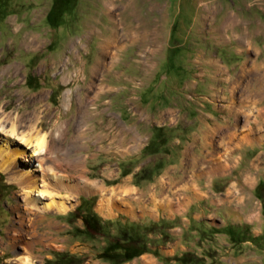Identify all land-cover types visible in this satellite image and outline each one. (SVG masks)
I'll return each instance as SVG.
<instances>
[{"label": "rangeland", "instance_id": "1", "mask_svg": "<svg viewBox=\"0 0 264 264\" xmlns=\"http://www.w3.org/2000/svg\"><path fill=\"white\" fill-rule=\"evenodd\" d=\"M250 34L254 43L264 45V0H0V116H8L7 125L14 120L24 135L46 133L48 145L41 153L32 155L28 145L29 167L39 183L59 193L56 200L71 206L64 212L46 211L32 226L25 216L23 223L14 209L24 205L18 186L0 172V264H18L24 254L21 239H12L16 228L25 239L41 235L27 253L29 264H105L106 248L116 237L109 239L108 223L91 215L95 198H83L75 188L62 190L57 181L72 183L79 175L108 181L107 172L119 169L131 171L130 178L141 157L130 148V132L122 125L169 121L160 111L170 105L187 110V116L183 110L173 112L178 123L196 118L200 112L189 103L194 79L202 74L195 65L202 49L234 47L239 37L250 43ZM209 54L203 51L204 58ZM99 56L101 68L93 72ZM242 57L230 73L246 71ZM181 64L184 82L174 80L173 69ZM99 83L103 90L94 97ZM217 85L206 80L197 91H211V98ZM83 96L85 110L79 103ZM238 153L244 157L236 163L235 175L220 180L221 189L214 183L217 192L233 184L235 198L225 202L228 210L210 217L221 225L245 224L251 233L240 244H229L222 235L213 241L209 256L214 264H264V147ZM64 155L79 158L76 168L67 166ZM186 256L191 264L197 261L196 255Z\"/></svg>", "mask_w": 264, "mask_h": 264}, {"label": "crops", "instance_id": "2", "mask_svg": "<svg viewBox=\"0 0 264 264\" xmlns=\"http://www.w3.org/2000/svg\"><path fill=\"white\" fill-rule=\"evenodd\" d=\"M253 38L250 34L249 43L239 37L234 47L201 48L195 65L202 68V74L194 79L192 101L184 97L200 112L193 120L184 118L178 123L173 112L183 106L170 105L160 111L169 121H146L132 128L122 125V130L130 132V148L141 157L130 178L131 171L123 169L108 171V181L84 178L90 189L83 191V198H95L91 215L108 223L109 239L116 237L106 248L105 264H191L186 255H196L194 264H214L209 256L213 241L222 235L229 244L249 240L251 229L246 232L245 224L221 225L211 217L228 210L225 202L233 200V184L217 192L214 183L221 189L220 180L235 175V165L244 157L238 151L264 147V45L254 43ZM231 48L233 53L228 52ZM204 50L212 55L204 58ZM249 53L254 56L247 58ZM241 56V69L246 71L230 73ZM173 71L174 80L184 82V65ZM156 78L154 75L150 82ZM206 80L218 84L211 98V91H197ZM181 115L187 116V110ZM85 223L89 226L88 219Z\"/></svg>", "mask_w": 264, "mask_h": 264}, {"label": "bare ground", "instance_id": "3", "mask_svg": "<svg viewBox=\"0 0 264 264\" xmlns=\"http://www.w3.org/2000/svg\"><path fill=\"white\" fill-rule=\"evenodd\" d=\"M102 48L104 47L102 46ZM102 60L103 59H101L100 56L99 58H97V62L94 65L95 67L93 66L94 67V69L92 70L93 72L99 71V68H101L100 66L102 65L101 64ZM102 90H103L102 85L99 83V86H97V90L94 93V97L96 95L97 97H99ZM86 100H87L86 97L83 96L81 97V100L79 101L80 106H83L84 110H85ZM0 115L2 114L0 113ZM30 117L32 120L33 119L35 120L38 118V116L36 115V112L34 111L32 112V116ZM7 118H8L7 115H4L2 117L0 116V172L5 173L7 175V179L9 180V182H13L17 184L18 192L21 195V199L24 202V205L22 209L15 205L14 209L16 210L17 215L20 221L22 222L25 220V216H28V217L30 216L28 221H29V225L32 226V224H36V220H38V218L42 216V214L45 213L46 211L52 209L57 212H64L65 210L69 209L71 206L66 201L56 200V194H59V193L51 190L50 186H48L46 183H43V182L39 183V178L37 177L36 174L34 175V172L29 167L28 161L31 160L29 159L31 156L29 157L27 148H29L30 145L32 146V149L30 151V153H33L32 155L36 153H41L44 149H46V145H48L46 133L38 132L34 134V136L32 134H31L32 136L27 135V134L24 135L21 133V131L17 130L16 128L17 125L15 124L14 120L10 121L9 125H7L5 122V119ZM49 145L51 147V144ZM47 151H48V148H47ZM70 154L71 152L68 155ZM68 155L67 157L64 155L66 158L65 163L67 164L69 168H76V162H79V158L77 157L70 158ZM21 159L27 160V163H24L23 161H21ZM78 177L79 178L76 177L77 178L76 180L75 178H73L75 182H72V183L70 182V180L65 181L64 179L62 180L57 179L58 181L56 185L61 187L62 190L66 189V190L73 191L74 189L72 188H75L77 191L81 192V191L90 189V184L87 181H85V179H82L83 178L82 176L79 175ZM63 195L64 194H61V197H63ZM20 203L22 204V202ZM21 210H26V213H24V211L21 212ZM22 222H18V223L21 224ZM48 224L51 225V223H48ZM34 231L36 230L34 229ZM20 232L21 230L19 228H16L15 231H13L14 235L12 236L13 240L21 239V249H23V252H24L23 256H19V258H17L16 262L18 264H29V263H32L31 262L32 260L29 258L27 253H30L29 251L35 244L36 239L41 238V235H38L37 233H34V234L32 233L31 235L28 236V238L30 239H25L19 236Z\"/></svg>", "mask_w": 264, "mask_h": 264}, {"label": "trees", "instance_id": "4", "mask_svg": "<svg viewBox=\"0 0 264 264\" xmlns=\"http://www.w3.org/2000/svg\"><path fill=\"white\" fill-rule=\"evenodd\" d=\"M51 14H52V10L51 8L48 10L47 14H46V18L48 19V21H51ZM60 18L56 20V22H54V25H58L60 23Z\"/></svg>", "mask_w": 264, "mask_h": 264}]
</instances>
